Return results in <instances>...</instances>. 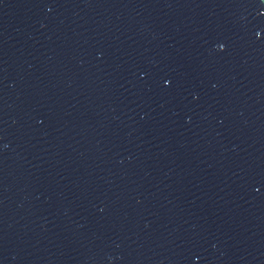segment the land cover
Returning a JSON list of instances; mask_svg holds the SVG:
<instances>
[{
	"label": "water",
	"instance_id": "95a60500",
	"mask_svg": "<svg viewBox=\"0 0 264 264\" xmlns=\"http://www.w3.org/2000/svg\"><path fill=\"white\" fill-rule=\"evenodd\" d=\"M0 264H264V0H0Z\"/></svg>",
	"mask_w": 264,
	"mask_h": 264
}]
</instances>
